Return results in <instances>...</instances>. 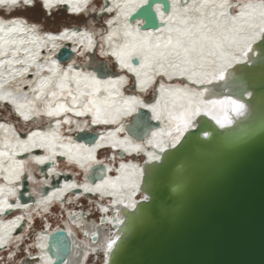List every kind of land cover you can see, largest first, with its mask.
<instances>
[{"label": "water", "instance_id": "obj_1", "mask_svg": "<svg viewBox=\"0 0 264 264\" xmlns=\"http://www.w3.org/2000/svg\"><path fill=\"white\" fill-rule=\"evenodd\" d=\"M149 3V19L145 18V5L132 12L128 21H142V31L158 32L165 24L156 6H162L167 15L173 10L172 3ZM104 7H109L108 0ZM249 55L233 64L230 69L240 67V72L226 80L224 86L216 80L207 84L214 87L213 93L232 94L229 98L233 100L239 98L247 114L233 117L229 113L232 123L224 128L202 115L197 118V127L190 129L180 144L167 149L159 161L144 162L139 183L148 199L125 207L124 220L115 230L120 234L104 264H264V41L253 44ZM73 56L69 45L58 55L62 61ZM132 62L138 64L139 60L135 57ZM95 70L102 77L115 74L105 62L98 63ZM134 117L128 131L135 139L145 140L162 130L160 121L152 119L147 108H140ZM53 124L54 121L49 123ZM61 127L55 126L57 130ZM98 138L99 134L91 131L76 136L86 144H93ZM35 154L43 152L36 150ZM119 155L126 156L122 151ZM49 167L45 163L39 169L47 174ZM106 170L104 164L92 167L89 182L95 185L105 180ZM71 178H52V186L43 188L42 194L47 195L50 188ZM22 186L20 202L34 204L36 199L30 194L26 176ZM63 201L66 203V199ZM12 213L13 210L5 216ZM99 220L101 224L107 222L104 217ZM24 224L21 222L20 226ZM49 236L48 257L53 264H68L74 249L71 234L60 229ZM23 261L31 264L32 259L26 257Z\"/></svg>", "mask_w": 264, "mask_h": 264}, {"label": "snow or ice", "instance_id": "obj_2", "mask_svg": "<svg viewBox=\"0 0 264 264\" xmlns=\"http://www.w3.org/2000/svg\"><path fill=\"white\" fill-rule=\"evenodd\" d=\"M177 2L178 0H173V10L167 13L166 19L165 9L160 5L156 6V12L161 22L166 25V29L163 30L167 32L166 36L142 32L139 22L135 27L128 23L132 11L143 8L145 5H148L145 10V18H150L148 15L151 10L149 0H125L123 5L119 3V0H113V7L105 9L107 12H112L114 9L117 11L116 18L108 21L109 27L121 22L123 27L117 31L109 32L104 39L111 43L113 36L121 32L125 38L123 44L113 48L110 55L116 57L121 69H127L135 75L136 85L141 91H146L147 85L152 83L157 75L167 76L169 79H172L173 76H181L188 81L182 88L171 86L166 88L164 84H160V92L164 97L163 104L160 100H157L155 104L146 103L137 96L124 98L122 102L116 101L110 88L117 82L101 81L95 74L77 72L72 65H69L67 70H61L55 60H51V64L47 66V72L51 73L48 76H41V73L45 71L44 65H35L37 68L35 75L38 77L36 86L31 87L32 82L26 81L31 92L34 93L32 99L25 98L21 102L13 96L12 92L4 90L5 83H0V101H8L14 105L15 111L25 121L30 120L33 116L46 115L51 118L72 112L77 117L90 113L91 123L107 124L115 123L118 115H126L137 108H147L152 113V119L155 120H162L166 114V129H162L159 133L153 132V138L148 141V146L152 150L146 152L148 160L145 163L159 161L161 154L167 149L175 148L180 144L185 134L190 129L197 127V118L202 115L210 117L221 128L226 127L232 123L229 112L232 111L237 116H241L246 112V106L233 99H207L206 95L209 91L207 87L197 90L195 87H189V84L206 85L214 80L224 81L232 65L241 63L242 58H247L248 54L253 51V44L257 41H264V0L240 2V10L235 15H229L227 11V9L236 7L229 0H202L199 4L193 0L192 5L180 8L176 7ZM66 3L67 0H56V4ZM86 3L87 0H85V5ZM37 5L44 9H50L52 0H0V8L9 10L19 7L27 10ZM218 9L219 11H217ZM74 11L80 12L82 8L77 6ZM191 13H196V15ZM121 17H123V21H121ZM9 25L6 29L5 22L0 20V33H3L0 35V56L8 53V45L17 43L16 40L9 38L11 34L24 31L19 26H11L16 25L15 21L9 22ZM29 31H35V27ZM72 35L75 36L76 33ZM85 35L88 34L85 33ZM91 46V36H89L88 47ZM101 49V54H106L103 51V45H101ZM73 51L76 50L73 49ZM18 52V48L12 51L13 57ZM80 55H83V52ZM133 57L138 58V64H133ZM35 60L36 54L29 55L26 60H4L0 61V68H3L5 64L27 63L28 67L12 73V78L15 79L16 75L25 76L29 67L35 64ZM3 75V72H0V78ZM73 82L76 85L75 90L69 87V84ZM118 83H127V80L121 76ZM102 88L103 91L108 92V95L103 98L98 95ZM117 95H120L119 92ZM61 98H63V102ZM69 98L70 103L68 102ZM56 123L58 125L60 123L70 124L72 121L66 118L63 121L57 120ZM5 127L6 125L0 124V128ZM84 127H87V122ZM120 130L122 129H118V131ZM204 135L208 136V133L204 132ZM59 139L57 132L53 131L48 134L32 132L27 141L17 137L15 144L6 140L3 148L0 149V171L8 173L5 179L18 180L25 171V162L16 160L18 148L25 152L30 147L52 150L56 146L54 142ZM124 143V141L120 142L121 145ZM100 146V144L96 145V147ZM60 147L65 146L61 144ZM75 150V156L72 154L71 148L67 152H60L59 155H68L70 161L75 159L81 167H84V162L95 160V148L85 149L83 145H76ZM133 150L138 153L143 152L145 145L136 144ZM56 154L55 151H52V156ZM52 156H37L35 163L44 164ZM5 161L8 162L6 166ZM125 167L122 164L120 169L124 170ZM133 175L142 176L143 170L132 166V171L124 175L122 183H118L122 177L117 176L115 180H106L94 188L87 185L83 187L86 192H100L101 189H104L108 195L113 196L120 195L116 191L119 188H130L131 191L128 195L131 196L139 187L138 182L128 179ZM28 178L31 179V176L29 175ZM76 187H80V185H65V189L59 191L63 192ZM108 189L113 191H108ZM9 194L15 196L16 189H10ZM3 197L4 189L0 188V213L10 212L13 208L26 207L19 203H9L8 199ZM144 199L147 200L148 197L145 196ZM50 201V197L45 199V211ZM126 206H134V204ZM22 219L23 217H17L16 220L9 221L7 225L0 226V249H3L10 240H15L16 246L19 248L23 238L12 237L11 232L20 227ZM37 239L42 240L43 238L38 237ZM115 242V239H110L107 249L111 250ZM35 247L40 248L43 252V243H39ZM13 255L14 253H9V261L12 260ZM0 264H4L2 259H0ZM20 264H27V262L21 261ZM31 264H37L36 258L32 259ZM39 264H53V262L50 257L42 254Z\"/></svg>", "mask_w": 264, "mask_h": 264}, {"label": "bare ground", "instance_id": "obj_3", "mask_svg": "<svg viewBox=\"0 0 264 264\" xmlns=\"http://www.w3.org/2000/svg\"><path fill=\"white\" fill-rule=\"evenodd\" d=\"M108 1V8H112L113 0ZM104 2L105 0H87L85 5V0H67L66 4H56V0H52V7L50 9H44L38 5L36 6L43 13L44 18L53 16L57 11L60 12L61 10L62 12H65L66 16H69L70 20H73L71 18L85 16H87V18L88 16L90 18L92 17L104 27L103 29L101 27L93 26L91 21H89V26H62L58 30H44L41 23L30 20L26 15L7 16V14H10L11 12L25 10L23 7L11 10L0 8V11H4L3 14L0 13V20L5 22L6 29L8 26H10L9 22L11 21L16 22V25L11 26H19L24 29V31L11 34L9 38L16 40L17 43L7 46L9 51L6 55L0 56V61L26 60L29 55L36 54L35 64L29 67V71L23 77L16 75L15 79H13L12 73L18 72L24 67H28L29 65L27 63H13L12 65L5 64L3 68H0V72H3L4 74L3 77L0 78V83H5L4 90L12 92L13 96L21 102H23L25 98L29 100L32 99L34 93L31 92L29 84L26 83V81L32 82L31 87L36 86L38 77L35 75L37 71L35 65L45 66V71L41 73V76L51 75V73L47 72L46 70L47 66L51 64V60L57 61L61 70H67L68 66L72 65L77 72L84 74H95L96 77L101 81L117 82L110 88V91L113 98L119 102H122V99L124 98L137 96L146 103L151 104H155L156 102L153 101H155L154 99L158 98V100L161 101V104H163L164 97H162L160 92V84H164L166 88L169 86L173 88H182L185 83H188V81H185V78L181 76H173L172 79H169L167 76L157 75L154 77L153 82L147 85V90L141 91L136 85L135 75L129 72L127 69H121L116 57L110 55L113 48H117L119 45L123 44L125 38L121 32L118 35L113 36L111 43L104 39L107 37L109 32L117 31L123 27L122 22L119 24H113L111 28L109 27L108 21L114 20L116 18L117 11L114 9L112 12H107L105 10L106 8L104 7ZM124 2L125 0H119L121 5H123ZM195 2L199 4L202 2V0H195ZM229 2L233 5H236V7L227 9V11L229 15H235L240 10L239 3H246L247 0H229ZM171 3L173 5V0H171ZM192 4L193 0H188V2H186V0H178L176 7L180 8L185 5ZM77 6H80L82 11H74V8ZM65 7H67V9ZM32 8H28L26 11L32 10ZM217 11H219V9ZM191 14L196 15V13ZM166 18L167 15H165V19ZM121 21H123V17H121ZM137 22L140 23L141 30V25L143 24L142 21L138 20L130 24L135 27ZM33 27H35V31H29V29ZM164 29H166V25ZM164 29L152 33L166 36L167 32L163 31ZM73 33H76V35L73 36ZM85 33L88 35H85ZM0 35H3V33H0ZM89 36H91V47H88ZM68 45L72 50L75 49L76 51H73V58L68 61H62L58 55L61 50ZM101 45H103V51L106 53L104 55L101 54ZM16 48L19 49V52L15 57H13L12 51H14ZM81 52H83V55H80ZM249 54H251V52ZM249 54L248 57L250 56ZM80 58H83L84 60L87 58V60L84 62L82 61V63L80 62L81 60L79 61ZM247 58H242V61ZM101 62H105L109 68L115 72V74H110L108 77L99 76L98 72L95 70V66ZM233 68L234 69L232 70L229 69L227 75L228 79L220 81L218 83L219 86H224V84L228 82L226 80H229L231 77V79L234 78V73L240 72V67H236L237 69L235 67ZM121 76L126 78L127 83H118ZM69 87L75 90L76 85L73 82L69 84ZM132 87L134 89H132ZM189 87L194 86L189 84ZM204 87H207L209 90L208 94L206 95L207 99H232L229 98L232 94H221L217 92L213 93L215 91L214 87L208 86L207 84L203 85L202 88L197 87V90H202ZM117 92H119L120 95H117ZM98 95L103 98L108 95V92L103 91L102 88ZM149 95L151 98H147ZM85 99H87V97H85ZM236 100L239 102L241 101L239 98H236ZM61 101L63 102V98H61ZM68 102L70 103V98ZM0 105L3 107H5V105L6 107L9 106L7 108L13 113L14 117L18 121L35 124L34 126H27V130L23 133H20L16 129V124L13 121L0 119V124L6 125L5 128H0V149L3 148L4 142L6 140L12 144L16 143L17 137L20 140L27 141L28 136L32 132L48 134L55 131L60 137L59 140L54 142L56 146L52 150L41 147H30L29 150L25 152L19 148L17 149L16 160L25 162V171L21 175L20 179H5V176H8V173L0 171V188L4 189L3 198H7L9 203H19L20 205L26 206L21 208H13V213L8 216H5V213H0V226L7 225L9 221L16 220L17 217H23V219L20 221V225L21 222H25L24 227L20 226L11 232L12 237L20 236L23 238L22 242L19 244V248H17V242L15 240H10L3 249H0V259L4 261V264H20V262L23 261L21 260L23 257H29L31 259L36 258V262L39 264V258L42 254L48 256L46 253V245L47 238L50 237L49 234L54 230L65 229L71 234L74 244L73 255L68 264H104L107 253L110 251L107 249V243L110 239L116 240L118 234H120V232L116 233L115 230L124 220V215L122 213L125 210L126 204H135L140 199L145 197L140 189L139 183V180L143 175H133L128 177L129 180L138 182L139 185L137 190L131 196L128 195V193L131 191L130 188H119L116 191H118L120 195L113 196L108 195L104 189H101L100 192H86L83 186L87 185L94 188L96 185L102 184L106 180H115L113 177L118 171L116 169L117 167L120 168L122 164L126 167L124 170L117 172L118 176L122 177V180L118 183L123 182L124 175L132 171V166H137L139 169L143 170V164L145 160L148 159L146 152L152 150L150 146H148V141L152 139L153 136L151 134L150 138L138 140L135 139L128 131V126L132 125L133 119L135 118L134 116L137 114V111L140 108H137L126 115H118L116 117L115 123L93 124L91 123L92 116L90 113L82 117H77L72 112L59 117L51 118L46 115H41L39 117L33 116L30 120L25 121L23 117L19 116V114L15 111V106L10 102L0 101ZM40 106L42 107V105ZM229 113L233 117L237 116L234 115L236 113L232 111ZM245 114H247V109L243 115ZM66 118L70 119L72 123H60L59 125H62V127L57 130L55 128L57 125L56 121H63ZM51 121H54L52 126L49 125ZM85 122H87V127H84ZM161 122L163 123L162 129H166V114L162 118ZM118 129L122 130L118 131ZM85 131L97 132L99 134L98 140L93 144H86L84 141L77 140V134ZM121 141H124L125 143L121 145ZM61 144H63L65 147H60ZM97 144H100L101 146L96 147ZM136 144H144L145 151L139 153L134 151L133 147ZM76 145H83L85 149L95 148V160L84 162V167H81L80 164L76 163L75 159L70 161L68 155H59L60 152H67L68 149L71 148L73 150L72 154L75 156ZM36 150H42L43 154H35ZM52 151H55L57 154L52 156ZM120 151L127 154V156L121 158L119 155ZM104 153H107L106 157L103 156ZM37 156H52L51 159L45 161V163L50 164L47 174H43L39 169L40 166H44L45 163H35V157ZM59 157H62L63 159H60ZM7 163L8 162L5 161V166ZM60 163H66L68 167L61 168ZM103 164L107 168L105 180H99L95 185L90 183L88 176L90 174L91 168ZM29 175L31 176V179L28 178ZM59 175H69L72 178L70 180L63 179L59 187L50 188L49 193L47 195H43V188L46 186H52V178L57 180ZM25 176L27 177L30 185V194L36 199L34 204H23L18 198L19 192L23 190L22 184L23 178ZM71 184L80 185V187L66 189L63 192L59 191L61 189H65V185ZM12 188L16 189L15 196L9 194V190ZM108 191L113 190L108 189ZM48 197L51 198V201L47 204V210L45 211L44 201ZM65 199L66 203L63 201ZM13 200H15V202H12ZM85 204L87 206H85ZM54 209L62 210L60 215H56L58 221L55 224L49 217L53 214L52 211ZM69 211L74 213L73 216L68 214ZM100 217L106 218L107 222L105 224H101L99 220ZM40 223L43 226L38 229L37 225ZM19 230L22 231L19 232ZM85 233H87V235H85ZM38 237H42L43 239L38 240ZM27 238L31 239V244L26 243ZM39 243H43L44 245L43 252L40 248L35 247V245ZM9 253H14L11 261L7 259Z\"/></svg>", "mask_w": 264, "mask_h": 264}, {"label": "rangeland", "instance_id": "obj_4", "mask_svg": "<svg viewBox=\"0 0 264 264\" xmlns=\"http://www.w3.org/2000/svg\"><path fill=\"white\" fill-rule=\"evenodd\" d=\"M0 13L3 14L4 11H0ZM11 15L12 16H15V15H26L30 20L38 22V23H41V25H42L44 30H45V28H48V29L58 28V29H60L62 26H75V25L76 26H81V25L89 26L88 25L89 21H91L92 25L95 26V27H101L102 29L104 28L102 25L99 24V22L95 21L94 18H92V17L90 18L89 16H88V18H87V16H85V17H79V18H71L73 20H70L69 16H66L65 12H62L61 10H60V12L57 11L53 16H50V17H47V18L43 17V13L37 7L32 8V10H28V11H26V10H17L16 12H11L10 14H7V16H9V17ZM98 49H100V48H98ZM85 60H87V58ZM85 60L83 58L79 59L80 62H82V61L84 62ZM147 98H151L150 95ZM0 119L13 121L16 124V129L20 133H23L24 131H26L27 130L26 129L27 126H34L35 125V124H32V123H23L21 121H18L14 117L13 113L8 108L3 107L2 105H0ZM106 155H107V153L103 154L104 157H106ZM60 167L61 168H66V167H68V165L66 163H60ZM85 206H87V205L85 204ZM61 211L62 210H59V209L55 210L54 209L52 211L53 214L51 216H49L54 224L58 221L56 215H60ZM42 226L43 225L40 223V224L37 225V228L39 229ZM30 240H31L30 238H27L26 243L31 244ZM24 258L25 257H23L21 260H24ZM10 263H13V262H10Z\"/></svg>", "mask_w": 264, "mask_h": 264}, {"label": "clouds", "instance_id": "obj_5", "mask_svg": "<svg viewBox=\"0 0 264 264\" xmlns=\"http://www.w3.org/2000/svg\"><path fill=\"white\" fill-rule=\"evenodd\" d=\"M132 24V23H131ZM187 81V80H186ZM186 84V83H185ZM195 88H202L201 86H203V85H193ZM155 101H153V102H156L157 100H158V98H156V99H154ZM158 121H160V123L162 124V126H163V123L161 122V120H158ZM148 138H150V137H148ZM126 156H127V154H126ZM116 170H118L117 172H120L121 171V169L120 168H118L117 167V169ZM115 173V176L113 177V178H116L117 176H118V173Z\"/></svg>", "mask_w": 264, "mask_h": 264}, {"label": "crops", "instance_id": "obj_6", "mask_svg": "<svg viewBox=\"0 0 264 264\" xmlns=\"http://www.w3.org/2000/svg\"><path fill=\"white\" fill-rule=\"evenodd\" d=\"M46 30H58V28H53V29H48V28H45Z\"/></svg>", "mask_w": 264, "mask_h": 264}]
</instances>
